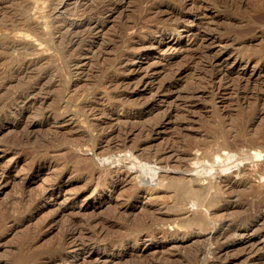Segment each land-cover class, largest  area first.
<instances>
[{
    "label": "rangeland",
    "instance_id": "obj_1",
    "mask_svg": "<svg viewBox=\"0 0 264 264\" xmlns=\"http://www.w3.org/2000/svg\"><path fill=\"white\" fill-rule=\"evenodd\" d=\"M56 1L0 0V264H264V0Z\"/></svg>",
    "mask_w": 264,
    "mask_h": 264
},
{
    "label": "bare ground",
    "instance_id": "obj_2",
    "mask_svg": "<svg viewBox=\"0 0 264 264\" xmlns=\"http://www.w3.org/2000/svg\"><path fill=\"white\" fill-rule=\"evenodd\" d=\"M54 1H55V0H54ZM57 1H58V0H57ZM57 1H56V2H57ZM60 1L62 2V1H64V0H59L58 2L60 3ZM196 1H197V0H196ZM54 3H55V2H54ZM114 4H115V3H114ZM55 5H56V7H58L57 4H55ZM110 5H112V4H110ZM113 6H114V5H113ZM116 6H117V5H116ZM26 7H27V6H26ZM56 7L53 6V8L51 9V12L49 13V14H50L49 16H51V14L55 11ZM21 11H22V10H21ZM26 11H27V10H26ZM170 11H171V10H170ZM22 12H23V11H22ZM24 12H25V10H24ZM168 13H169V12H168ZM22 14H23V13H21V15H22ZM24 14L27 15L26 12H25ZM81 15H83V14H81ZM166 15H167V14H166ZM168 15H169V14H168ZM175 15H176V14H175ZM27 16H28V15H27ZM171 16H172V15H171ZM23 17H25V16L23 15ZM182 18H183V19H186L183 15H182ZM89 19H90V18H86L85 21H81V22H80L81 24H80V23L76 24V22H75V23H71V24H70V23L67 24V23H65V21L62 22V23L65 24L66 27H67V25H69L70 27H72V26H76V27H77V26H82L83 23H85V24H91V22H89ZM21 20H22V19H21ZM23 20H24V21H21V26H20V27L23 29L24 33H25V32H30V33H29L30 35H31V33H33L35 36H38V38L43 39V34H42V32H41V28H40V25H41V24L37 23L35 20H32L31 18H28V17H26V19L24 18ZM59 21H60V20H59ZM56 22H58L57 19H56ZM184 23H185V22H184ZM19 25H20V24H19ZM69 26H68V27H69ZM89 26H90V25H89ZM70 27H69V28H70ZM91 28H93V27H91ZM82 29H83V28H82ZM89 29H90V28H89ZM90 30H91V29H90ZM87 31H88V30H87ZM76 33H77V32H76ZM92 33H93V32H92ZM25 34H26V33H25ZM86 34H88V33H86ZM27 35H28V33H27ZM84 35H85V34H84ZM35 36H34V37H35ZM72 36H73V35H72ZM89 36H90V35H89ZM65 37H66V36H65ZM81 37H82V36H81ZM36 38H37V37H36ZM82 39H83V38H82ZM68 41H69L70 43L75 44V43H78L79 41L81 42V38H76V37L73 38V37H69ZM82 42H83V41H82ZM0 43H1V42H0ZM2 43H3V42H2ZM67 43H68V42H67ZM151 43L153 44L154 42H151ZM4 44H5V42H4ZM4 44H3V45H4ZM149 44H150V43H149ZM152 44H151V45H152ZM6 45H7V44H6ZM69 46H70V45H69ZM142 46H143V45H142ZM142 46H141V47H142ZM146 46H147V45H146ZM222 152H223V151H222ZM225 153H226V152H225ZM228 153H229V152H228ZM218 154H219V153H218ZM113 155H114V154H113ZM228 155H230V153H229ZM226 156H227V155H226ZM229 157H230V156H229ZM242 157H243V156H242ZM248 157H249V156H248ZM145 158H146V157H145ZM147 158H148V157H147ZM147 158H146V159H147ZM213 161H214V160H213ZM226 161H227V160H226ZM224 162H225V161H224ZM209 163H210V162H209ZM41 164H42V163H41ZM144 164H145V163H144ZM144 164H143V165H140V167L138 166V167H137L138 170H139V168H141L142 166H146V168H149V167H147L146 164H145V165H144ZM212 166H213V165H212ZM218 166H219V165H218ZM255 166H256V165H255ZM132 167H133V166H132ZM135 167H136V166H135ZM161 167H162V166H161ZM207 167H208V166H207ZM209 167H210V166H209ZM133 168H134V167H133ZM151 168H152V167H150V169H151ZM143 169H144V167H143ZM209 169L211 170V167H210ZM213 169H214V168H213ZM219 169H220V168H219ZM138 170H137V171H138ZM141 170H142V169H141ZM143 171H144V170H143ZM144 172H145V171H144ZM151 172H154L153 176H155V175L158 174V170H157V169L155 170L154 168L151 169ZM142 173H143V172H142ZM262 173H263V172H262ZM263 176H264V175H263ZM260 177H261V176H260ZM192 179H194V178L192 177ZM192 179H191V180H192ZM186 180H187V179H186ZM194 180H196V179H194ZM187 181H188V180H187ZM192 181H193V180H192ZM183 183H184V180H183ZM183 183H182V184H183ZM187 183H188V182H187ZM192 183H194V182H192ZM230 183H231V182H230ZM245 183H246V182H245ZM249 183H250V182H249ZM249 183H247V184L249 185ZM182 184H181V186H182ZM184 184H185V185H183V186H186V183H184ZM194 184H195V183H194ZM233 184H235V183H233ZM179 185H180V184H179ZM239 185H240V184H239ZM243 185H244V184H243ZM193 186H194V185H193ZM244 186H246V185H244ZM232 187H234V186H232ZM232 187H231V188H232ZM248 187H249V186H248ZM248 187H247V188H248ZM254 187H255V186H254ZM254 187H253V188H254ZM177 188H179V187H177ZM190 188H191V187H190ZM201 188H202V187H201ZM203 188H204V187H203ZM179 189H180V188H179ZM179 189H178V190H179ZM185 189H186V188H185ZM238 189H239V188H238ZM243 189H246V187H244ZM248 189H250V188H248ZM254 189H255V188H254ZM176 190H177V189H176ZM178 190H177V191H178ZM194 190H195V189H194ZM235 190H236V189H235ZM255 190H256V189H255ZM190 191H191V190H190ZM203 191H204V190H203ZM233 191H234V190H233ZM236 191H237V190H236ZM250 191H251V190H250ZM253 191H254V190H253ZM253 191L250 192V193H252V194H250V195H252V196H253V194H254ZM263 191H264V190H263ZM178 192H180V191H178ZM244 193H245V191H244ZM244 193H243V194H244ZM247 193H249V192H247ZM186 194H187V193H186ZM191 194H194V192L191 193ZM197 194H198V192H197L195 195L197 196ZM245 194H246V193H245ZM245 194H244V196H246ZM255 194H256V193H255ZM255 194H254V196H255ZM179 195H180V194H179ZM182 195H184V194H182ZM202 195H203V194H202ZM248 195H249V194H248ZM250 195H249V196H250ZM256 195H257V194H256ZM244 196H243V197H244ZM203 197H204V196H203ZM192 198H193V197H192ZM205 198H206V197H205ZM205 198H204V199H205ZM180 199H181V198H180ZM189 199H190V198H189ZM198 199H199V198H198ZM241 199H242V198H241ZM178 200H179V199H178ZM185 200H186V199H185ZM195 200H196V199H195ZM202 200H203V198H202ZM202 200H201V202H202ZM193 201H194V199H193ZM211 201H212V200H211ZM209 202H210V201H209ZM178 203H179V202H178ZM183 203H184V201H183ZM188 203H189V201H188ZM205 203H206V202H205ZM212 203H213V201H212ZM185 204H186V203H185ZM207 204H209V203H207ZM181 205H183V204H181ZM209 205H210V204H209ZM198 206H199V205H198ZM198 206H197V207H198ZM203 206H204V208H205L206 205H203ZM241 206H242V205H241ZM184 207H185V206H184ZM200 207H202V206H200ZM209 207H211V206H209ZM128 209L131 210V211H130V213H128L127 215H129V214H130V215H133V210L130 209V208H128ZM180 209H181V208H180ZM210 209H211V208H210ZM207 211H208V210H207ZM233 211H234V210H233ZM239 212H240V211H239ZM196 213H198V212H196ZM214 213H215V212H214ZM200 214H201V213H200ZM200 214L198 213V215H200ZM216 214H217V213H216ZM219 214H220V213H219ZM198 215H196V216H195V219L193 218V220H196ZM217 215H218V214H217ZM201 216H202V215H201ZM159 219H160V218H159ZM169 219H170V218H169ZM184 219H186V218H184ZM199 219H200V218H199ZM199 219H198V220H199ZM205 219H206V218H205ZM161 220L163 221V220H165V218H163V219L161 218L160 221H161ZM167 220H168V219H167ZM167 220L163 221V224H164V222H166ZM171 220H172V219H171ZM171 220H170V221H171ZM173 220H174V219H173ZM153 221H154V220H153ZM188 221H189V220H188ZM206 221H207V220H205V222H206ZM180 222H181V221H180ZM183 222H184V220H183ZM183 222H182V223H183ZM196 222H197V221H196ZM196 222H195V223H196ZM207 222H208V221H207ZM207 222H206V223H207ZM166 223H167V222H166ZM168 223H169V222H168ZM170 223H171V222H170ZM170 223H169V224H170ZM173 223H174V222H173ZM178 223H179V222H178ZM182 223H180V224H182ZM197 223H198V222H197ZM197 223H196V224H197ZM202 223H203V222H202ZM164 225H165V224H164ZM185 225H186V224H185ZM185 225H184V226H185ZM200 225H201V224H200ZM200 225H199V226H200ZM197 226H198V225H197ZM200 228H201V226H200ZM202 228H203V227H202ZM205 228H206V226H205ZM207 228H208V227H207ZM72 229H73V228H72ZM259 229H260V228H259ZM69 232H70V231H69ZM74 233H75V232H74ZM219 234H220V235H223V236L225 237V235H226L227 233H226L224 230H222L221 232H220V231L218 232V235H219ZM218 235H217V236H218ZM220 235H219V236H220ZM152 236H153V235H152ZM154 237H155V236H154ZM225 238H226V237H225ZM153 240H154V239H153ZM221 240H222V239H221ZM75 246H76V249H75V250H77V251H83V250H85L86 252H89V253L92 251L91 246L88 245V244H86L84 241H83V242H82V241H77L76 244H75ZM75 246H74V247H75ZM202 250H203V249H202ZM199 252H200V251H199ZM84 253H85V252H84ZM198 254H199V253H198ZM196 256H197V255H196ZM60 258H61V257H60ZM39 259H40V258H39ZM56 259H57V258H56ZM58 259H59V258H58ZM168 259H170V258H168ZM168 259H167V260H168ZM36 260H38V259L36 258ZM43 260H44V259H43ZM171 260L174 261L173 259H171ZM34 261H35V258H34ZM169 261H170V260H169ZM172 261H171V262H172ZM32 263H33V262H32ZM172 263H173V262H172ZM35 264H36V263H35ZM54 264H55V263H54ZM60 264H61V263H60ZM65 264H66V263H65ZM174 264H175V263H174Z\"/></svg>",
    "mask_w": 264,
    "mask_h": 264
}]
</instances>
